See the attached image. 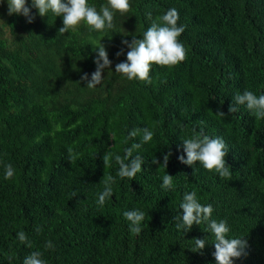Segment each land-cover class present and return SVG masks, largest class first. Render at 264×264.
<instances>
[{
    "label": "trees",
    "instance_id": "1",
    "mask_svg": "<svg viewBox=\"0 0 264 264\" xmlns=\"http://www.w3.org/2000/svg\"><path fill=\"white\" fill-rule=\"evenodd\" d=\"M88 3L99 10L107 0ZM130 5L128 13L116 12L112 30L90 31L82 21L59 34L62 16H40L27 0L34 17L29 23L23 15H9L7 0H0V264H9L8 257L23 264L33 251L46 264H217L207 224L185 232L176 228L183 195L192 191L202 205H213L212 219L227 221L229 238L247 241L234 264H264V119L245 105L228 111L245 89L264 94V0ZM173 7L185 26L178 39L186 59L174 66L152 64L151 84L116 73L129 51L122 41L142 38ZM101 43L112 64L101 84L88 88L81 76L91 79L94 48ZM144 127L154 136L133 152L144 159L142 171L133 180L121 179L114 155L123 157L139 143L140 136L129 139L128 132ZM201 131L225 141L230 180L199 161L187 165L178 159L186 158L182 139ZM105 153L113 154L106 168ZM9 163L15 175L5 179ZM167 173L173 176L171 190L161 188ZM107 176L115 178L114 194L99 206ZM132 209L146 213L139 235L123 216ZM20 231L26 243L18 240ZM205 237V248L192 251L193 239ZM49 240L53 249L45 247Z\"/></svg>",
    "mask_w": 264,
    "mask_h": 264
},
{
    "label": "clouds",
    "instance_id": "2",
    "mask_svg": "<svg viewBox=\"0 0 264 264\" xmlns=\"http://www.w3.org/2000/svg\"><path fill=\"white\" fill-rule=\"evenodd\" d=\"M8 14H18L27 17L28 22L31 23L34 17L31 15V10L27 6V0H7ZM32 7L38 9L40 16H45L48 13L63 17V27L58 29L59 34L69 32L75 29L83 21L89 26L90 31L105 32L114 29V18L116 12L121 15L130 11V0H107L106 4L100 6L99 10L94 5H90L88 0H32ZM147 16L151 19L152 13L148 12ZM179 12L176 8L168 9L157 21H153L151 25L143 32L142 38H137L133 35L131 42L127 39L122 43L127 46L129 51L126 54V60L115 65V72L124 75L129 81L140 80L151 84L150 76L152 64L160 66H174L186 59V49L178 39L185 31V26L178 24ZM94 51L97 52L95 57L96 70L91 74L84 73L81 80L88 81V88H95L101 84L104 76L103 71L110 68L112 61L108 57L105 46L101 43L95 46ZM123 49L117 53L121 55ZM234 103L229 106V113L238 111L236 105H245L256 119H264V94L257 96L252 91L245 89L243 93H237L234 98ZM218 115L224 116L225 113L220 111ZM142 134V135H141ZM140 136L139 143H132L127 147L124 156L119 154L114 155L116 164L119 165L118 176L121 179L128 178L135 179L137 173L142 171V164L144 159L139 155H133V152L138 150L143 143L152 141L154 132L148 127L143 129L134 128L128 132L129 139H135ZM183 140L184 155L178 159L187 165H193L199 161L200 164L209 171L214 170L219 177L223 179H231L232 173L230 171L231 165L227 164L226 156L228 154V147L221 137H210L201 131L198 136L186 138ZM68 160L73 163L76 156L72 149L68 150ZM171 152L164 154L163 166L166 168ZM113 154L105 153L102 157L104 167L110 165ZM153 163H160L156 158H153ZM15 175V169L9 163L5 165L4 178L12 179ZM101 182L104 185L103 191L98 195L97 204L103 206L108 198L114 194L112 185L115 183V178L112 176L103 177ZM175 187L173 183V176L165 174L162 177L161 188L164 190H171ZM75 195V194H74ZM182 214L175 216L177 221L176 228L183 230V232L190 230L193 225L207 224V232L214 236L211 242L214 244L215 251L213 256L217 264H234V259L245 254L247 241L242 237L229 238L230 227L227 221L221 219L217 221L212 219L214 211L212 204L202 205L195 191L186 192L180 203ZM124 218L129 222V230L135 235H139L142 231V222L145 220L146 213L139 209H132L123 213ZM41 231L39 227L36 229ZM17 238L21 243L27 242L25 232L17 233ZM194 247L191 250L201 251L209 242L208 237L203 239L194 238ZM48 249H53L52 241L46 242ZM12 257H8L9 264H12ZM23 264H46L42 258V253L33 251L23 260Z\"/></svg>",
    "mask_w": 264,
    "mask_h": 264
}]
</instances>
